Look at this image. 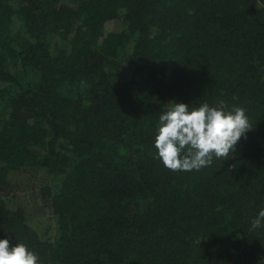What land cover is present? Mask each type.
<instances>
[{"label": "trees", "instance_id": "trees-1", "mask_svg": "<svg viewBox=\"0 0 264 264\" xmlns=\"http://www.w3.org/2000/svg\"><path fill=\"white\" fill-rule=\"evenodd\" d=\"M167 99L223 100L253 129L229 158L170 171ZM26 168L57 180L40 188L53 239L5 199ZM262 208L264 0H0V239L40 264H264Z\"/></svg>", "mask_w": 264, "mask_h": 264}, {"label": "clouds", "instance_id": "clouds-1", "mask_svg": "<svg viewBox=\"0 0 264 264\" xmlns=\"http://www.w3.org/2000/svg\"><path fill=\"white\" fill-rule=\"evenodd\" d=\"M253 129L246 110L220 100L190 107L171 102L159 115L154 146L164 167L170 171H192L210 167L213 159L229 158L235 146ZM264 225V208L252 220V227ZM0 264H40L38 255L23 242L9 245L0 239Z\"/></svg>", "mask_w": 264, "mask_h": 264}, {"label": "rangeland", "instance_id": "rangeland-1", "mask_svg": "<svg viewBox=\"0 0 264 264\" xmlns=\"http://www.w3.org/2000/svg\"><path fill=\"white\" fill-rule=\"evenodd\" d=\"M13 31L19 30L17 23H12ZM106 29H120V19H112L105 24ZM54 45L62 46V40L53 38ZM124 71L123 75L126 76ZM174 99L164 101L167 108ZM9 192L5 199L10 206H22L26 210L29 223L44 238L53 239L57 233L55 218L46 201L40 193L41 186L48 184L56 186L57 180L53 179L44 168H26L10 170L8 173Z\"/></svg>", "mask_w": 264, "mask_h": 264}]
</instances>
